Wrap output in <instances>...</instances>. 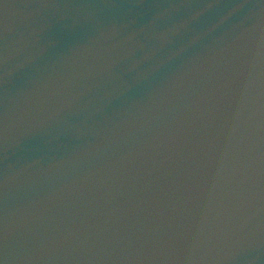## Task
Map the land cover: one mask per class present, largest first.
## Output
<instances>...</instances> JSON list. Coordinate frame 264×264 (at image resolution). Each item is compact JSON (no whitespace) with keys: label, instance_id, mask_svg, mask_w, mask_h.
Masks as SVG:
<instances>
[{"label":"water","instance_id":"95a60500","mask_svg":"<svg viewBox=\"0 0 264 264\" xmlns=\"http://www.w3.org/2000/svg\"><path fill=\"white\" fill-rule=\"evenodd\" d=\"M0 264H264V0H0Z\"/></svg>","mask_w":264,"mask_h":264}]
</instances>
